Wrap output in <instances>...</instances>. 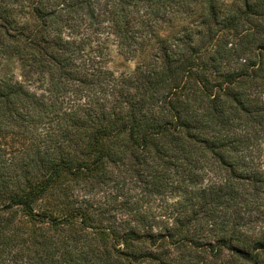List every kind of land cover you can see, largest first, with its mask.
<instances>
[{"label":"trees","instance_id":"1","mask_svg":"<svg viewBox=\"0 0 264 264\" xmlns=\"http://www.w3.org/2000/svg\"><path fill=\"white\" fill-rule=\"evenodd\" d=\"M263 146L264 0H0V264H264Z\"/></svg>","mask_w":264,"mask_h":264},{"label":"rangeland","instance_id":"2","mask_svg":"<svg viewBox=\"0 0 264 264\" xmlns=\"http://www.w3.org/2000/svg\"><path fill=\"white\" fill-rule=\"evenodd\" d=\"M107 53L109 55L107 68L117 76L122 75V74H129L133 72L138 64L137 59H134V60L127 59L120 52L117 45L110 44L107 48ZM9 69L11 72H13V74L15 75L17 79L19 80L21 79L22 72H21L18 61L12 60L9 63ZM23 81H25L28 88H30L31 90L38 91L40 88V82H36V76L30 77L28 81L25 79ZM263 149H264V146H263ZM263 163H264V152H263ZM95 200L102 202V203L110 202L109 200H107V198L105 197L103 193L97 194V196H95ZM160 204H161L160 202L156 203V205H160Z\"/></svg>","mask_w":264,"mask_h":264}]
</instances>
